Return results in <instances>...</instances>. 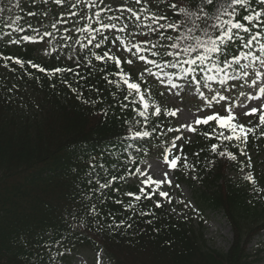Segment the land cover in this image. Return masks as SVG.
I'll list each match as a JSON object with an SVG mask.
<instances>
[{
    "label": "trees",
    "instance_id": "obj_1",
    "mask_svg": "<svg viewBox=\"0 0 264 264\" xmlns=\"http://www.w3.org/2000/svg\"><path fill=\"white\" fill-rule=\"evenodd\" d=\"M121 1L125 3V0ZM15 2L0 0V7L4 8L0 13V56L25 61L24 68H21L11 60L0 59V264H55L64 261L66 254L79 248L101 250L109 264H252L248 246L264 230V172L256 177L255 184L246 183L244 179L234 181L228 173L237 171L240 161L245 158L239 155V148H245L246 153H264V137L260 136L264 129L257 127L256 132L250 134L246 146L240 144L233 147L235 142H225L218 149L223 150L226 146L237 156L235 161L215 157L210 152L211 144L217 141L215 138L208 139L204 133L214 136L213 128L217 133L221 131L215 121L198 127L194 140L186 141L182 146L188 164L195 165L196 170L183 167L182 160L175 170L177 183L191 189L202 217L207 213L220 212L232 230L233 239L229 249L225 252L214 249L204 237L202 220L196 224L191 219L172 215L164 203L156 208L152 199L142 197L137 202L134 197L125 195L129 192L140 194V189L130 184L137 175L124 179L119 177L125 176L129 168L135 171L146 158L156 154V150L164 151L168 140L181 131L176 127L173 116L164 115L173 109L160 102L159 90L146 79L147 83H142V89L150 90L151 103L161 108V115L152 116L154 108H149L146 130L151 135L130 141L140 151L132 150L135 164L124 162L127 156L123 149L128 143L124 140L128 134L124 121L140 120L135 129L139 131L144 129L143 118L133 112L132 106L121 110L120 105L128 103L123 100L127 94L126 87L121 84L117 89L104 77L107 75L108 79L116 80L118 77L112 74L122 71L130 74L133 81L140 82L139 73L145 65L142 61L134 60L131 65L122 62L117 68L114 61L99 62L93 59L91 65L86 66L84 56L89 54V50L103 55L104 51L111 49V54L119 56L122 61L128 59L129 54L119 41L113 44L117 35L129 39L128 34L106 29L104 34L109 39L102 48L92 49L89 45L81 54L77 45L74 53L72 40L68 41V48L59 47L64 43L60 37L71 33L74 40L83 35L74 31L76 27H98L93 17L94 9L90 11L84 4L71 9L75 0H65L62 5L52 0H48V3L43 0H20L21 7L13 8ZM173 2L179 7L186 6L189 0L182 3L168 0V3ZM250 3L260 10L261 6H257L255 0H250ZM129 5L139 7L134 0ZM9 8L12 10L9 11ZM162 10L171 11L170 8ZM70 11H77L78 15L69 18ZM29 12L36 15L29 16ZM62 14L68 22L60 23L57 29H53L51 24L59 20ZM85 14L92 19H81ZM109 14L116 15L113 12L104 14L105 23ZM247 14L241 9L237 19L247 24L243 20ZM16 17L22 19L12 24ZM124 21L129 24L130 32L135 31V40L145 39L140 35L145 29L136 28L134 21L128 17L117 23ZM143 23L147 24L148 21ZM29 24L41 31L53 32L55 39L48 37L40 43L19 45L8 42L13 36L18 39L19 35H32L30 30L12 33V28L27 27ZM66 28L68 32L64 31ZM147 38L155 42L154 34ZM48 40L57 46L51 55L45 54L51 51ZM82 42L87 43L86 40ZM45 43L48 44L46 48ZM114 48H119L121 53H115ZM240 51L236 45H232L230 54H239ZM77 55L81 61L79 67L75 62ZM69 56L73 59H69ZM27 61L49 71L58 67L71 68L86 79L80 80L73 72L49 78L45 73L29 67ZM5 63L8 67H4ZM27 73H31V76ZM62 80H67L72 88L82 92L85 99L99 102L93 107L78 100L77 93ZM53 84L55 87H52ZM136 108L143 111L139 104ZM101 110L107 111L108 115L104 116ZM250 122L246 125L255 127L258 115ZM169 128L173 130L168 131ZM223 131L228 134L227 130ZM111 146L114 148L109 151ZM197 152L199 156L194 155ZM93 156L97 164L102 157L106 166L107 176L105 170L98 169L102 181L112 176L118 179L103 191V195L92 193L91 199H86L89 189L98 187L95 183L89 185L87 182L91 178L88 162ZM161 157L163 159V153ZM256 184L261 187L262 197L253 202L248 190ZM116 200L122 203L117 204ZM129 203L134 205V209L125 211L124 206ZM92 204L98 207L100 215H90ZM149 210L152 213L150 216L139 215L140 211ZM113 215L117 221L124 219L126 223H131L132 228L108 229L106 225ZM128 216H132V219L127 220ZM259 250L264 252V248Z\"/></svg>",
    "mask_w": 264,
    "mask_h": 264
},
{
    "label": "snow or ice",
    "instance_id": "obj_2",
    "mask_svg": "<svg viewBox=\"0 0 264 264\" xmlns=\"http://www.w3.org/2000/svg\"><path fill=\"white\" fill-rule=\"evenodd\" d=\"M44 3H48V0H43ZM57 5H62L65 0H52ZM132 0H125L124 4L119 7H113V0H75V3L71 4V9H77L81 4H84L90 11H93V17L98 27H76L75 32L83 33L78 38L73 40L71 33L67 36H61L60 39L64 41L59 45L60 48H68V41L72 40V51L76 52V46H79V53H84L88 46L91 45L92 49L102 48L104 42L108 41L109 37L104 34L105 30H116L118 33H127L129 39H125L122 35H117L113 44L119 41L120 46L124 51L129 54L128 59L121 60L119 56L112 55V50L104 51L103 55L98 54L94 50H89V54L84 56V63L86 66L91 65L92 60L99 62L114 61L117 68L121 63L133 64L134 60L142 61L145 65L143 71L139 73L140 82L133 81L130 74L125 72L113 73L118 77L116 80L108 79L106 75L104 77L108 83L114 84L117 89H120L123 84L127 89V94L123 96V100L128 103L121 104V110L127 109L132 106L133 112L143 118L144 129L135 130L136 125L140 124V120H128L124 123L128 126V134L124 137L127 143L123 149L124 154L127 156L125 163L135 164L136 160L132 154V150L136 152L140 151V148L130 141L137 139H144L150 137L151 133L146 130L149 123L148 110L150 107L154 108L151 115L159 117L161 115V108L151 103L150 90L142 89V83L146 84L145 77L155 78L160 84L164 85L169 91L181 90L185 91L194 90L195 95L200 98L205 106L210 107L213 101H226L228 96L222 94V92H230V88H225V85L229 81H239L241 77L247 78L250 76L249 69L255 67L257 64L260 69H264V7L260 10H256L250 3V0H189L186 6H179L177 3H168V0H134L137 7L128 6ZM257 6H264V0H255ZM13 8H20V0L12 5ZM170 8L171 11H165L162 9ZM245 10L248 14L243 17V20L247 21V24L240 22L237 19L240 10ZM12 9L9 8V11ZM4 11V8L0 7V13ZM113 11L119 13V15H107V23L104 22V14L112 13ZM29 16L36 15L35 12H29ZM47 15V13H44ZM69 18L77 16V11H70ZM127 15L128 19L134 21L136 28L145 29L140 35L144 36L143 40H135V31H129V24L124 21L123 23H117L123 20ZM22 19V17H16L12 21L15 24L16 21ZM81 19H92L87 14L81 17ZM143 21H148L147 24ZM63 14L61 18L51 24L53 29H57V25L60 23H67ZM12 25L10 24L9 27ZM31 31L32 35H19V38L13 36L8 42L10 44L21 43H40L45 41V38L52 37L55 39L54 33L47 30L41 31L40 28H34L32 25L18 26L12 28V33L20 34L27 31ZM65 32L69 30L64 29ZM12 33H5V35H12ZM155 35V42L147 37ZM100 39H97V37ZM86 40L87 43L82 41ZM237 41L239 44H237ZM50 52H46V55H51L52 52L57 50V46L53 44L52 40H48ZM232 45H236L241 51L239 54L231 53ZM246 50V51H244ZM0 59L8 61L11 60L16 65L24 68L25 61L19 58L0 56ZM69 59H73L69 56ZM242 60H250L251 63L243 64ZM77 67L80 66L81 61L79 56L75 57ZM29 67L37 69L41 73H45L52 78L57 74H63L65 72H73L74 76L80 80L86 79L81 76L79 72H75L71 68H55L52 70H46L32 61H27ZM4 67H8L7 63ZM31 76V73H27ZM62 83L66 84L74 93H77V99L82 100L85 104H91L93 107L99 102L97 100L85 99L82 92H78L76 88L68 83L67 80H62ZM78 82V81H77ZM251 86L255 88L259 86L258 92L254 95H250L249 99L259 101L264 96V72L255 71L254 78L251 79ZM15 87V85H13ZM55 87V84L52 85ZM147 93V95L145 94ZM207 93V95H206ZM164 95L163 92L160 93ZM139 104L143 111H138L136 105ZM233 107H239V105L233 106L231 104L225 108L226 115L220 112H210L205 115L196 116L193 124H184L181 127H185L189 133L196 132V128L200 125H210L215 121L216 127L221 129L219 133L216 132V128L212 129L213 135L205 132L204 135L208 139L217 141L210 146V152L215 157H227L229 160L235 161L237 156L233 154L225 146L223 150H218L225 142L232 143V146L237 147L240 144L247 145L249 143L250 134L256 132V128L264 129V103H260L254 107L245 106L243 111L244 116H257L258 124L255 127H249L245 123L236 122L237 116L233 112ZM199 112H205V108L198 109ZM104 116L108 115V112L101 110ZM164 115L174 116L175 112H165ZM249 123H251L249 121ZM159 127V125H157ZM156 129L154 128L153 131ZM173 129L169 128L168 131ZM227 130L228 134H225ZM179 131V129H176ZM261 137H264V130L260 133ZM181 137L177 136L171 143L169 148H166L163 152V164L166 166V170L162 173V178L156 179L152 175L147 174L139 167H136L135 171L131 168L127 170L125 176L119 177L124 179L126 176L146 177L140 182L143 187L140 188V194L125 193V195L134 197V200L139 202L143 197L146 200H151L155 195H159L162 200H167L168 203L172 202L171 196L167 191L163 190V186L167 185L169 188L173 186V180L170 173H173L180 166L183 160V167H191L192 171H195V165L188 164V157L183 155V148L178 149L176 144L177 140ZM114 146H111L108 150L112 151ZM178 149V153L173 150ZM203 151V150H201ZM115 154V153H113ZM199 156L200 153H194ZM239 155L246 156L245 148H239ZM212 162V161H210ZM98 169H103L105 176L108 175L106 166L101 162L96 163V157L93 156L88 162V173L91 174V178L87 181L89 185L95 183L97 188H90L86 194V199H91L92 193H100L103 195V191L111 187L114 181L118 179L116 176H112L110 179L102 181L100 179V173ZM241 171H244V167L241 166ZM246 180L255 184L252 175L249 173ZM175 187L179 188L180 185L176 184ZM150 189V191L148 190ZM255 190V189H254ZM257 191V195H259ZM104 203L103 200L100 201ZM117 204L122 203L120 200L115 201ZM181 203H183L181 201ZM155 207H162L161 200L155 202ZM125 211L134 209V205L129 203L124 206ZM151 210L140 211V216H150ZM90 215H100V210L95 204L91 205ZM132 216H128L127 220H131ZM100 223V221H96ZM151 223V221H148ZM108 229L119 230L122 228H132L131 223H126L124 219L117 221L115 216H112V220L107 225ZM101 227H104L101 224Z\"/></svg>",
    "mask_w": 264,
    "mask_h": 264
},
{
    "label": "rangeland",
    "instance_id": "obj_3",
    "mask_svg": "<svg viewBox=\"0 0 264 264\" xmlns=\"http://www.w3.org/2000/svg\"><path fill=\"white\" fill-rule=\"evenodd\" d=\"M179 3H182L184 0H176ZM121 4H124L121 0H113V7H119ZM130 6V5H128ZM264 7V6H263ZM114 14L119 15V13L113 11ZM127 18V15L123 19ZM47 43L44 44L45 48L47 47ZM113 51L117 54L120 53V49L117 50L114 48ZM243 64L251 63L250 60H242ZM143 70H140V72ZM255 71H262L264 69H260L257 64L255 67L249 69L250 76L247 78V82H245V78L241 77L239 81H229L225 88H230V92H222V94L228 96V100L226 101H213L210 107L204 105V103L195 95L194 90L185 91L181 89L179 91L172 90L169 91L164 87V85L160 84L155 78L145 77L149 79L151 83L155 85V87L159 90V92H163L164 95L161 96L160 102L166 106L173 108L175 115L173 116L174 123L177 127L182 129L181 133L173 136V138L169 141L168 147L171 146L172 141L180 136L181 139L176 141L178 145V149L182 146L185 141H193L194 134L189 133L185 127H181L184 124H193L194 118L196 116H201L208 114L210 112H220L223 115H226L227 112L225 108L228 107L229 104L239 107H233V112L237 116V122L249 123L250 119L253 117L244 116L242 113L245 110V106L254 107L260 103H264V96L261 97L259 101L249 99L250 95H254L259 90V86L253 88L251 86V79L254 78ZM207 95V93H206ZM205 108V112H199L198 109ZM178 149L173 150L178 153ZM244 171L239 170L237 174L229 172V178H232L234 181H239L241 179L246 180V176L250 173L255 180L258 173L264 171V153L263 154H255L254 152H249L244 158ZM258 167L256 168V165ZM255 167V169H254ZM141 171L150 174L153 178L160 179L162 178V173L166 170V166L163 164V159L158 157L157 155H153L147 158L142 165L139 167ZM241 169V168H240ZM170 176L173 180V186L169 188L167 185L163 186V190L167 191L171 196L172 202L168 203L167 200H162L158 193L152 199L157 201L161 200V203H166L169 211L177 216V217H185L191 218L196 224L202 218L198 209L194 205L193 197L191 189L187 185H181L179 188L175 187L176 180L175 174L170 173ZM146 177L137 176L135 179L130 181V184L136 185L138 187H143L141 184V180ZM259 186H255L249 190V194L251 195V199L256 202L260 200L262 197L261 193L257 195V191L259 190ZM255 189V190H254ZM150 191V189H148ZM181 201L183 203H181ZM202 229L204 233V237L208 244L214 249L227 251L229 246L232 243V231L227 221L217 213L207 214L205 216V221L202 223ZM263 247L264 248V233L258 239L256 238L248 248L249 253L252 255V264H264V252H258V250ZM56 264H108L107 260L104 258L103 254L100 251H94L91 249H78L74 253L67 256L65 263H56Z\"/></svg>",
    "mask_w": 264,
    "mask_h": 264
}]
</instances>
